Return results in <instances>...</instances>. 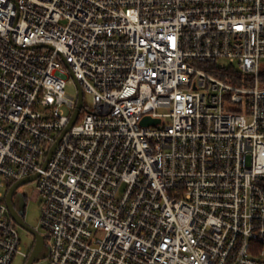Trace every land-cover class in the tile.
<instances>
[{
	"label": "built area",
	"instance_id": "built-area-1",
	"mask_svg": "<svg viewBox=\"0 0 264 264\" xmlns=\"http://www.w3.org/2000/svg\"><path fill=\"white\" fill-rule=\"evenodd\" d=\"M263 59L264 0H0V264L37 173L47 264H264Z\"/></svg>",
	"mask_w": 264,
	"mask_h": 264
},
{
	"label": "water",
	"instance_id": "water-1",
	"mask_svg": "<svg viewBox=\"0 0 264 264\" xmlns=\"http://www.w3.org/2000/svg\"><path fill=\"white\" fill-rule=\"evenodd\" d=\"M77 85V89H78V104H77V108L75 109L72 118L70 120L69 125L65 128V130L60 134V136L58 137V139L55 141V143L52 145V147L50 148L45 164L44 166H46L48 164V162L50 161L52 155L54 154L57 145L59 144V142L61 141L62 137L65 135V133L72 127V125L75 123V121L77 120V117L80 113V110L83 106V99H84V93H83V89L80 85V83L74 79ZM159 118H151L150 116H146L141 124L142 125H149L151 123H156L159 122ZM38 176L37 174H33L30 175L24 179H21L17 182H15L9 189L8 194H7V204L9 207V211L11 213V216L13 217V219L15 220V222L25 231L32 233L34 235V239H35V243L31 252V255L27 261L26 264H34L36 261L40 260L41 258H46L48 256L49 250H47L46 248V244H45V237L38 232V230H36L35 228L31 227L29 224H27V222L25 221V219L22 216V209L24 207V200H22L20 198V196L17 193V196L14 198V195L16 193V190L23 184L29 183L34 181Z\"/></svg>",
	"mask_w": 264,
	"mask_h": 264
},
{
	"label": "rangeland",
	"instance_id": "rangeland-1",
	"mask_svg": "<svg viewBox=\"0 0 264 264\" xmlns=\"http://www.w3.org/2000/svg\"><path fill=\"white\" fill-rule=\"evenodd\" d=\"M224 62L227 63L228 61H224ZM261 63L264 64V59L262 60ZM67 92L75 96L78 94L77 85L73 78H71L68 84ZM84 102L87 106H90L92 104V96L89 94H84ZM34 188H35L34 182L23 184L18 188V195L22 200H24V207L22 209V214L24 215V219L27 222V224L38 230V232H40L43 236H46V232L40 226L41 207L37 198V193L34 190ZM19 230L26 250L30 249V247L33 246L35 243L34 235L32 233L25 231L22 228H20ZM45 244L47 250H49L50 249L49 238L45 239ZM15 264H23V260L19 258L16 260ZM35 264H47V258H41L40 260L36 261Z\"/></svg>",
	"mask_w": 264,
	"mask_h": 264
},
{
	"label": "trees",
	"instance_id": "trees-1",
	"mask_svg": "<svg viewBox=\"0 0 264 264\" xmlns=\"http://www.w3.org/2000/svg\"><path fill=\"white\" fill-rule=\"evenodd\" d=\"M205 66H209V70L216 74L218 77L228 81V82H233L237 83V80L235 79L236 77V67L235 65H228L224 68L222 67H217L215 63H205ZM260 81L262 84H264V69L260 75Z\"/></svg>",
	"mask_w": 264,
	"mask_h": 264
},
{
	"label": "flooded vegetation",
	"instance_id": "flooded-vegetation-1",
	"mask_svg": "<svg viewBox=\"0 0 264 264\" xmlns=\"http://www.w3.org/2000/svg\"><path fill=\"white\" fill-rule=\"evenodd\" d=\"M17 193H18V189L16 190V193L14 195V198L17 196ZM23 218H24V215L22 214Z\"/></svg>",
	"mask_w": 264,
	"mask_h": 264
}]
</instances>
